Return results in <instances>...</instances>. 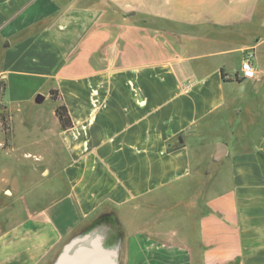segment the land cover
Here are the masks:
<instances>
[{
	"label": "crops",
	"instance_id": "crops-1",
	"mask_svg": "<svg viewBox=\"0 0 264 264\" xmlns=\"http://www.w3.org/2000/svg\"><path fill=\"white\" fill-rule=\"evenodd\" d=\"M0 81L4 110L55 102L30 130L66 156L60 194L0 224V264L87 236L75 264H264V0H0Z\"/></svg>",
	"mask_w": 264,
	"mask_h": 264
},
{
	"label": "rangeland",
	"instance_id": "rangeland-1",
	"mask_svg": "<svg viewBox=\"0 0 264 264\" xmlns=\"http://www.w3.org/2000/svg\"><path fill=\"white\" fill-rule=\"evenodd\" d=\"M54 105L55 102L49 97L41 103L32 101L31 104L19 109L9 105V110H4L0 104V224L3 227L14 222L28 206V202L37 201L39 206L47 205L63 190L62 174L59 169L66 156L58 153L59 148L47 146L49 141L42 130H30L37 110L52 123L54 114L51 108ZM249 109L250 111L247 109L249 112L244 107L241 109L239 121L255 116L253 108ZM2 115L5 118L4 127L1 124ZM8 118L14 131L10 146L7 137ZM226 163L217 165L219 167L213 184L218 185V188L225 187L228 182ZM215 168L214 163L207 166L211 172Z\"/></svg>",
	"mask_w": 264,
	"mask_h": 264
},
{
	"label": "water",
	"instance_id": "water-1",
	"mask_svg": "<svg viewBox=\"0 0 264 264\" xmlns=\"http://www.w3.org/2000/svg\"><path fill=\"white\" fill-rule=\"evenodd\" d=\"M43 99V95L41 93L37 94L36 96V100L37 101H42ZM223 153V146L221 144H218L217 147H216V153H215V158H220V156L222 155ZM84 239H88V236L85 237ZM84 239H74L72 241H70L64 248V252H63V264H75V261L74 260H70L69 257L70 255L72 254V252L74 251V249H76L78 246L80 245H83L85 243ZM83 240V241H82ZM83 250V249H82ZM81 254H82V251H81ZM96 256L95 258H97L98 256H100V251H96L95 252ZM86 256H84V254H82V257L80 258L79 256V261H81V259H85ZM109 258V259H108ZM113 253L110 255V256H107V259H106V264H113ZM82 259V260H83ZM82 262V261H81ZM96 264H98L96 262Z\"/></svg>",
	"mask_w": 264,
	"mask_h": 264
},
{
	"label": "trees",
	"instance_id": "trees-1",
	"mask_svg": "<svg viewBox=\"0 0 264 264\" xmlns=\"http://www.w3.org/2000/svg\"><path fill=\"white\" fill-rule=\"evenodd\" d=\"M50 95L52 98L56 99L58 97V92L56 90H50ZM55 115L59 121L60 127L65 129L72 125V121L70 119V116L68 114L67 108L63 103H60L55 108ZM1 124L4 127L5 126V118L4 115L1 117Z\"/></svg>",
	"mask_w": 264,
	"mask_h": 264
},
{
	"label": "built area",
	"instance_id": "built-area-1",
	"mask_svg": "<svg viewBox=\"0 0 264 264\" xmlns=\"http://www.w3.org/2000/svg\"><path fill=\"white\" fill-rule=\"evenodd\" d=\"M239 71L243 78H253L256 76V70L252 60V53L246 52L240 61Z\"/></svg>",
	"mask_w": 264,
	"mask_h": 264
}]
</instances>
